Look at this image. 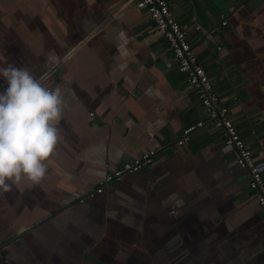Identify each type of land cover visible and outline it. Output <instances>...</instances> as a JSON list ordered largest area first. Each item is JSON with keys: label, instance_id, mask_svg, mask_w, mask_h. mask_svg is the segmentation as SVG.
Wrapping results in <instances>:
<instances>
[{"label": "crops", "instance_id": "0c3cea01", "mask_svg": "<svg viewBox=\"0 0 264 264\" xmlns=\"http://www.w3.org/2000/svg\"><path fill=\"white\" fill-rule=\"evenodd\" d=\"M165 1L258 160L264 0ZM9 64L59 87L63 106L45 176L0 193V264H264V216L218 134L206 124L174 145L205 114L135 0H0ZM152 149L150 167L85 198Z\"/></svg>", "mask_w": 264, "mask_h": 264}, {"label": "built area", "instance_id": "2783aa9c", "mask_svg": "<svg viewBox=\"0 0 264 264\" xmlns=\"http://www.w3.org/2000/svg\"><path fill=\"white\" fill-rule=\"evenodd\" d=\"M135 7L145 11L153 22L154 30L165 41L176 63L177 71L185 76L186 84L194 91L205 114L204 120L184 127L174 145L183 146L192 133L207 124L221 139L224 154H227L234 165L244 172L250 197L264 216V154L255 160L247 144L239 137L233 121L228 117V106L213 90L205 71L192 53L185 31L168 10L166 1L135 0ZM219 25H226L223 16H220ZM218 49L216 47V50ZM231 100L235 101L236 97L233 95ZM88 116L91 119L94 115L89 113ZM249 135L254 138V131L250 130ZM155 154V150H147L137 158L122 162L117 168L106 173L97 186L85 194V198L101 194L105 186L120 181L125 175L150 167ZM81 197L79 198L82 199Z\"/></svg>", "mask_w": 264, "mask_h": 264}, {"label": "clouds", "instance_id": "9594fccd", "mask_svg": "<svg viewBox=\"0 0 264 264\" xmlns=\"http://www.w3.org/2000/svg\"><path fill=\"white\" fill-rule=\"evenodd\" d=\"M0 193L26 177L39 183L60 140L63 99L27 67H0Z\"/></svg>", "mask_w": 264, "mask_h": 264}, {"label": "rangeland", "instance_id": "374dc122", "mask_svg": "<svg viewBox=\"0 0 264 264\" xmlns=\"http://www.w3.org/2000/svg\"><path fill=\"white\" fill-rule=\"evenodd\" d=\"M258 135V134H257ZM262 136H264L263 134H262Z\"/></svg>", "mask_w": 264, "mask_h": 264}]
</instances>
